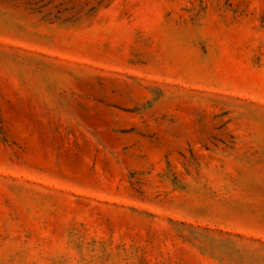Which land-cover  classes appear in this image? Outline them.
Returning <instances> with one entry per match:
<instances>
[{"label": "rangeland", "instance_id": "rangeland-1", "mask_svg": "<svg viewBox=\"0 0 264 264\" xmlns=\"http://www.w3.org/2000/svg\"><path fill=\"white\" fill-rule=\"evenodd\" d=\"M0 264H264V0H0Z\"/></svg>", "mask_w": 264, "mask_h": 264}]
</instances>
